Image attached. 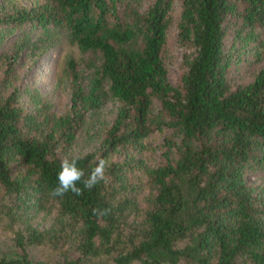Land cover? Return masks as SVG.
Wrapping results in <instances>:
<instances>
[{
	"label": "trees",
	"instance_id": "trees-1",
	"mask_svg": "<svg viewBox=\"0 0 264 264\" xmlns=\"http://www.w3.org/2000/svg\"><path fill=\"white\" fill-rule=\"evenodd\" d=\"M59 38L86 53L65 62L62 111L0 90V264H264V0H0L1 80ZM65 156L85 178L106 159V180L51 196Z\"/></svg>",
	"mask_w": 264,
	"mask_h": 264
},
{
	"label": "rangeland",
	"instance_id": "rangeland-1",
	"mask_svg": "<svg viewBox=\"0 0 264 264\" xmlns=\"http://www.w3.org/2000/svg\"><path fill=\"white\" fill-rule=\"evenodd\" d=\"M16 1L24 5H29L33 2V0ZM176 11L177 7L176 10L174 9L173 13H176ZM13 36L14 34L6 39L8 43ZM6 47L7 45H4V48ZM181 52L182 49L175 44V28L172 23L166 31L163 61L167 69V76L173 84L177 82L178 73L182 69L180 63ZM85 56L86 53L80 52L76 46L70 44L63 38H59L56 44H52V46L47 47L43 51H39V49H34L32 51L26 50L24 54L19 56L12 71V76L6 81L1 80L3 64L0 63V90L6 93L12 86H17L20 91L21 102L26 107H30L26 89H36L41 95L52 101L56 111H62L69 102V88L63 71L65 62L68 58H73L77 62H81ZM244 66H246V64L242 65L241 68ZM110 111L111 105L108 102L101 110L100 119L108 120ZM167 131V129H163V131H153L148 134L146 142H159L162 135ZM79 149L80 148H77V146L75 147L77 152ZM142 156L148 159L147 161H150L149 159L151 157L149 153L144 151ZM15 168L16 166L14 164L12 170ZM248 180H254L253 176ZM52 215V211L46 212L44 209H36L29 214L33 224H36L40 228H46L50 225ZM3 236L4 234L0 231V247L4 246L6 247L5 249H8L9 245L6 246L8 242L2 239Z\"/></svg>",
	"mask_w": 264,
	"mask_h": 264
},
{
	"label": "clouds",
	"instance_id": "clouds-1",
	"mask_svg": "<svg viewBox=\"0 0 264 264\" xmlns=\"http://www.w3.org/2000/svg\"><path fill=\"white\" fill-rule=\"evenodd\" d=\"M78 157L69 159L67 156L63 157L59 162V170L56 175L57 183L50 190V195L53 197H63L65 194L71 192L75 196L83 194L84 189L91 190L101 181L106 180L105 169L109 166L106 159L97 157L94 162H90L89 174L85 178L84 169L78 167ZM78 182H81L83 187H78ZM107 209L102 212L98 209H93L94 215H106Z\"/></svg>",
	"mask_w": 264,
	"mask_h": 264
}]
</instances>
